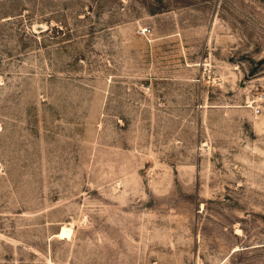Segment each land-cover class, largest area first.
Listing matches in <instances>:
<instances>
[{
  "label": "rangeland",
  "instance_id": "rangeland-1",
  "mask_svg": "<svg viewBox=\"0 0 264 264\" xmlns=\"http://www.w3.org/2000/svg\"><path fill=\"white\" fill-rule=\"evenodd\" d=\"M0 264H264V0H0Z\"/></svg>",
  "mask_w": 264,
  "mask_h": 264
},
{
  "label": "bare ground",
  "instance_id": "bare-ground-1",
  "mask_svg": "<svg viewBox=\"0 0 264 264\" xmlns=\"http://www.w3.org/2000/svg\"><path fill=\"white\" fill-rule=\"evenodd\" d=\"M70 234H71V229L67 228V227H62L60 229V231L54 235L57 239L63 240V239H68L70 238ZM53 238V237H52Z\"/></svg>",
  "mask_w": 264,
  "mask_h": 264
},
{
  "label": "built area",
  "instance_id": "built-area-1",
  "mask_svg": "<svg viewBox=\"0 0 264 264\" xmlns=\"http://www.w3.org/2000/svg\"><path fill=\"white\" fill-rule=\"evenodd\" d=\"M142 33L143 34H149L150 33V30L149 29H143L142 30ZM256 113H258V109H256Z\"/></svg>",
  "mask_w": 264,
  "mask_h": 264
}]
</instances>
